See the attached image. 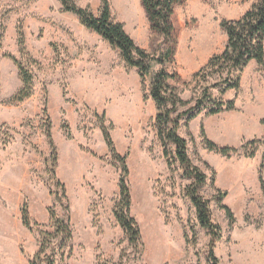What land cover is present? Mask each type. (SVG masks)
<instances>
[{
    "label": "rangeland",
    "instance_id": "obj_1",
    "mask_svg": "<svg viewBox=\"0 0 264 264\" xmlns=\"http://www.w3.org/2000/svg\"><path fill=\"white\" fill-rule=\"evenodd\" d=\"M102 1L73 0L96 17ZM106 1L113 22L161 59L170 43L151 31L141 0ZM249 6L245 0H186L174 8L177 42L173 63L164 66L181 80L169 82L185 103L178 113L201 97L202 85L192 76L225 48L221 23L240 19ZM12 58L32 76L31 96L21 103L11 102L21 88ZM159 67L141 81L118 51L63 12L58 0H0V264H46L49 254L54 264H209L208 231L185 194L193 180L175 161L173 145L164 157L157 137L149 87ZM239 77L237 91L214 86L212 102H203L207 109L232 102L233 110L183 118L178 135L206 176L200 195L221 230L213 249L218 264H264V71L251 61ZM103 130L125 159L141 250L129 245L113 215L122 169ZM202 132L217 148L234 152L224 157L209 151ZM23 207L31 228L22 224ZM49 211L69 221L72 240L64 248L49 239L37 258L41 232H53Z\"/></svg>",
    "mask_w": 264,
    "mask_h": 264
},
{
    "label": "trees",
    "instance_id": "obj_2",
    "mask_svg": "<svg viewBox=\"0 0 264 264\" xmlns=\"http://www.w3.org/2000/svg\"><path fill=\"white\" fill-rule=\"evenodd\" d=\"M58 1L61 4L63 12L75 15L82 26L97 34L113 50L118 51L125 65L138 71L141 81H144L146 76L150 74L154 65L160 66L152 74L149 87L150 98L157 109L155 117L157 137L163 146L164 157L166 159L168 158L167 145H173L175 161L180 165L184 176L193 180V183L185 189V194L195 209L198 224L201 228L208 231L210 237L209 264H218L213 249L215 243L220 240L221 230L212 221L209 202L204 200L200 195V190L205 184L206 176L191 163L188 156L187 142L178 135V130L181 119L185 118L186 122H190L204 110H206L207 116L233 110L234 105L232 102H213L215 104L214 107L209 109L205 108L203 105L205 100L212 102L209 93L212 87L222 86V93L230 90L237 91L240 86L239 76L251 61H255L264 71V0H245L250 3V6L240 19L221 23V28L226 35L225 48L220 54L211 57L206 65L192 76V82L202 85L201 97L197 99L194 107L182 113H178V111L185 103L181 101L175 88L169 83L171 81L180 83L181 80L178 74L169 73L164 65L173 63L174 47L177 42L175 28L172 22L174 8L186 0H141L151 31L170 43L169 48L163 53L161 59H156L146 51L138 48L125 33L122 25L113 22L106 0L102 1L101 11L98 17L94 16L87 9L77 7L73 0ZM21 52L23 53L24 50L21 49ZM12 60L18 70L21 88L12 97L11 102L21 103L31 96L32 76L21 62L14 58ZM213 78H216L217 83L208 85V80ZM202 137L204 138L203 132ZM47 139L55 155V148L49 132L47 133ZM103 139L112 158L120 164L122 169L119 179V201L113 210L114 218L122 229L129 245L141 250L142 245L139 228L130 216L131 199L129 187L126 182L128 170L125 165V159L115 152L110 136L105 130H103ZM204 142L209 151L217 152L224 157L234 152L233 149L229 148H217L205 138ZM57 184L59 185V183ZM260 189L264 199V181L261 178ZM222 209L225 211L228 219L232 220L230 210L227 207H222ZM49 215L53 232H41V249L36 254L37 258L45 251L46 245L50 243L49 239H57L64 248L72 240L69 221L57 218L53 211H49ZM21 220L25 227H32L26 207L21 209ZM44 260L46 264H54L55 262L53 254L45 255Z\"/></svg>",
    "mask_w": 264,
    "mask_h": 264
},
{
    "label": "bare ground",
    "instance_id": "obj_3",
    "mask_svg": "<svg viewBox=\"0 0 264 264\" xmlns=\"http://www.w3.org/2000/svg\"><path fill=\"white\" fill-rule=\"evenodd\" d=\"M203 50V49H202Z\"/></svg>",
    "mask_w": 264,
    "mask_h": 264
}]
</instances>
